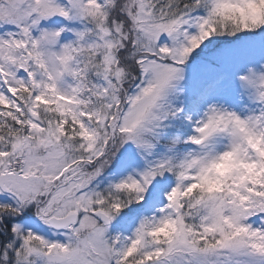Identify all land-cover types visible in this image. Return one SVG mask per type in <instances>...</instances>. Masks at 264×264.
<instances>
[{
	"label": "snow or ice",
	"instance_id": "snow-or-ice-1",
	"mask_svg": "<svg viewBox=\"0 0 264 264\" xmlns=\"http://www.w3.org/2000/svg\"><path fill=\"white\" fill-rule=\"evenodd\" d=\"M0 264H264V0H0Z\"/></svg>",
	"mask_w": 264,
	"mask_h": 264
}]
</instances>
